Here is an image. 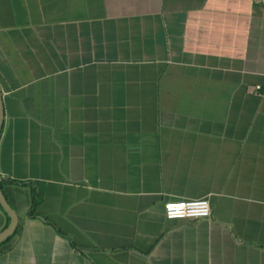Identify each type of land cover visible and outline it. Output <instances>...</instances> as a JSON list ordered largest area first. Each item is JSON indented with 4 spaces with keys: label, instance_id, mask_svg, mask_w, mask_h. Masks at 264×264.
<instances>
[{
    "label": "crops",
    "instance_id": "obj_1",
    "mask_svg": "<svg viewBox=\"0 0 264 264\" xmlns=\"http://www.w3.org/2000/svg\"><path fill=\"white\" fill-rule=\"evenodd\" d=\"M0 94V264H264V0H0Z\"/></svg>",
    "mask_w": 264,
    "mask_h": 264
},
{
    "label": "built area",
    "instance_id": "obj_2",
    "mask_svg": "<svg viewBox=\"0 0 264 264\" xmlns=\"http://www.w3.org/2000/svg\"><path fill=\"white\" fill-rule=\"evenodd\" d=\"M163 214L168 218L173 217H200L207 216L210 212L206 197H191L177 200H166L162 204Z\"/></svg>",
    "mask_w": 264,
    "mask_h": 264
},
{
    "label": "water",
    "instance_id": "obj_3",
    "mask_svg": "<svg viewBox=\"0 0 264 264\" xmlns=\"http://www.w3.org/2000/svg\"><path fill=\"white\" fill-rule=\"evenodd\" d=\"M2 112H3V108H2L1 94H0V126L2 122V115H3ZM0 207L8 216V222L0 230V241H1L14 231L18 219L16 211L14 210V208L11 206V204L3 194L1 186H0Z\"/></svg>",
    "mask_w": 264,
    "mask_h": 264
},
{
    "label": "trees",
    "instance_id": "obj_4",
    "mask_svg": "<svg viewBox=\"0 0 264 264\" xmlns=\"http://www.w3.org/2000/svg\"><path fill=\"white\" fill-rule=\"evenodd\" d=\"M34 193H31V197H32V199H31V203H30V207H29V212L30 211H33V206L35 205V203H36V199L34 198ZM4 212V211H3ZM7 217V221L6 222H8V216H6ZM5 225H6V223H5ZM15 230V229H14ZM14 232V231H13ZM12 232V233H13ZM12 233L10 234V235H8L6 238H4L3 240H1L0 241V245L3 243V242H5L6 240H8L11 236H12Z\"/></svg>",
    "mask_w": 264,
    "mask_h": 264
}]
</instances>
